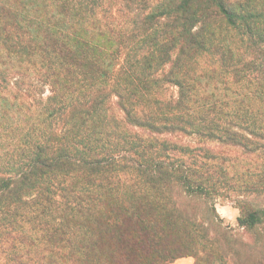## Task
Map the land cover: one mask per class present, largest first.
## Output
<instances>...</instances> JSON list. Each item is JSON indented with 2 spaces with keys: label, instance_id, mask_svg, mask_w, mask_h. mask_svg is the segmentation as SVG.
Returning a JSON list of instances; mask_svg holds the SVG:
<instances>
[{
  "label": "trees",
  "instance_id": "1",
  "mask_svg": "<svg viewBox=\"0 0 264 264\" xmlns=\"http://www.w3.org/2000/svg\"><path fill=\"white\" fill-rule=\"evenodd\" d=\"M182 256L264 264V0H0V264Z\"/></svg>",
  "mask_w": 264,
  "mask_h": 264
},
{
  "label": "rangeland",
  "instance_id": "2",
  "mask_svg": "<svg viewBox=\"0 0 264 264\" xmlns=\"http://www.w3.org/2000/svg\"><path fill=\"white\" fill-rule=\"evenodd\" d=\"M215 209L224 224L237 229V216L239 214V210L231 197H217L215 199ZM178 258L172 259L170 262H174ZM191 258L193 259V257ZM170 262L166 264H170Z\"/></svg>",
  "mask_w": 264,
  "mask_h": 264
},
{
  "label": "crops",
  "instance_id": "3",
  "mask_svg": "<svg viewBox=\"0 0 264 264\" xmlns=\"http://www.w3.org/2000/svg\"><path fill=\"white\" fill-rule=\"evenodd\" d=\"M170 264H194L191 256H182L176 259L174 262H170Z\"/></svg>",
  "mask_w": 264,
  "mask_h": 264
}]
</instances>
